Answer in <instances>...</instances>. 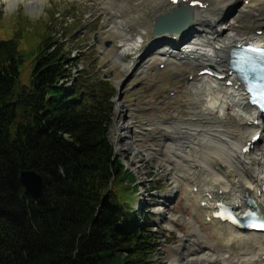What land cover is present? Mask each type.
Here are the masks:
<instances>
[{"label": "trees", "instance_id": "16d2710c", "mask_svg": "<svg viewBox=\"0 0 264 264\" xmlns=\"http://www.w3.org/2000/svg\"><path fill=\"white\" fill-rule=\"evenodd\" d=\"M18 38L0 41V264H152V227L115 189L132 177L139 190L108 135L114 84L83 71L64 85L71 52L52 32L22 84ZM25 169L43 177L41 198Z\"/></svg>", "mask_w": 264, "mask_h": 264}, {"label": "bare ground", "instance_id": "6f19581e", "mask_svg": "<svg viewBox=\"0 0 264 264\" xmlns=\"http://www.w3.org/2000/svg\"><path fill=\"white\" fill-rule=\"evenodd\" d=\"M20 1L24 0H6L8 7ZM118 1L124 7L115 8L113 0H102L106 5L104 10L110 8L109 14L115 18L111 29L122 48L112 53V59L128 74L145 72L154 65L160 71L168 69L175 78L185 80L184 88L172 86L163 97L164 103H170L171 107L157 109L155 104L160 106L161 102L150 98L139 105L142 112L168 121L166 126L170 128L153 129L166 139L160 149L149 146L150 159L152 150L168 158L166 173L173 184L155 212L163 217V224L177 229L179 222H171L175 215L170 210L169 200L184 189L187 205L199 219L191 220L193 228L172 248L175 256L170 264H255L261 261L264 233L241 231L217 218L216 213L221 207L218 202L243 213L248 206L246 196L254 201L255 209L264 208V122L248 104V97L235 76L226 70L228 50L237 43H264V0H200L203 5L192 8L189 38L182 40L185 35L179 33H174L176 39L166 33L157 34L159 42L149 52L144 51V43L151 39L148 33L154 21L179 6H189L194 0H178L176 4L172 0H132L137 11L131 13L138 22L132 17L122 19L121 13L130 3ZM27 2V8L35 12L40 10L44 0ZM141 8L148 9L153 20L145 17ZM229 9H234L231 17L227 15ZM139 14L144 15V24L139 23ZM128 21L135 27L128 25ZM258 30H262L261 34ZM207 65L214 66L224 77L201 74ZM185 91L192 102L183 107ZM118 109V122L125 123L123 132L117 129L118 151L138 152L140 146L134 136L137 121L128 113L130 108L125 101L119 102ZM149 121L142 124L153 125ZM258 133L261 138L255 147L262 143L261 153L256 154L255 147L245 152L247 142ZM203 227L214 230L216 241L208 238Z\"/></svg>", "mask_w": 264, "mask_h": 264}, {"label": "rangeland", "instance_id": "374dc122", "mask_svg": "<svg viewBox=\"0 0 264 264\" xmlns=\"http://www.w3.org/2000/svg\"><path fill=\"white\" fill-rule=\"evenodd\" d=\"M27 1H20L17 5L8 7L6 0H0V41L18 36L19 47L25 53V59L21 67L20 83H30L39 43L45 34L52 32L59 43L65 45L64 47L71 52L70 62L77 68H84L94 78V81L104 75L110 79L112 84L118 86L122 79H127L123 97L130 108L128 113L137 121L136 125H142L145 120L153 122L151 126L143 125L145 129L152 128L147 129V138L134 134L135 138L141 140L138 141L141 150L138 152H123L124 157L121 154L129 167L136 172L137 182L142 184L141 188L139 185V193L135 194L136 187L132 177L125 179L123 188L119 184L115 189L121 192L123 201L128 203L132 201L131 204L136 207H139L146 199L147 203L143 207L140 215L142 220L139 224L147 220L152 227L155 248H157L152 264H170L175 256L172 248L179 245L184 234H187L193 228L191 220L199 221V219L188 207L184 189L179 190L169 200L170 210L175 215L171 218V222L173 224L179 222L176 225L177 229L171 228L165 223L163 224V217L155 212L158 209V203L163 201V196L167 195L173 184L166 173L168 158L159 156L157 152V155L152 152L153 158L150 159L149 146L160 149L164 144L163 139H166V137H160L161 133H154L153 129L166 127L170 130V128L166 126L168 121L142 112L139 105L144 104L150 98L158 99L161 102L160 106L155 104L157 109L158 107L159 109L165 108V106L171 107L170 103H164L163 97L170 92L172 86L184 88V78H175L171 75L170 70L162 69L160 71L154 65L149 66L142 73H126V70L112 59V53L121 51L122 48H120L116 34L111 29L115 18L109 14L112 12L110 8L104 10L106 5L102 0H44L40 10L35 12H31L27 8ZM128 1L130 3L129 8L125 7V12L121 13L122 19L130 17L135 19L136 17H133L134 14L131 11L136 12V7L133 6L132 0ZM112 5L115 8L124 7V4L118 0H113ZM148 9L150 10L149 6ZM148 9L141 8L140 11L144 13L145 17L153 20ZM233 12L234 9H229L227 15L231 17L230 15ZM144 15H138L139 23H145ZM128 25L135 27L134 23L129 21ZM249 26L251 27V25ZM142 34L146 36L144 32ZM148 37L151 39L148 41L149 43H144V51L148 50L149 52L154 50L157 44V36L152 33V28L149 30ZM106 42L110 44L106 45ZM67 85L70 84L67 83ZM191 102L192 100L189 101L185 91L181 105L184 107ZM156 110H152V112H156ZM186 115H188L187 111ZM113 136L114 140L115 130ZM260 148H262V143L258 145L255 151L256 154L261 153ZM203 228L208 238H211V241H216L214 230L207 227Z\"/></svg>", "mask_w": 264, "mask_h": 264}, {"label": "water", "instance_id": "95a60500", "mask_svg": "<svg viewBox=\"0 0 264 264\" xmlns=\"http://www.w3.org/2000/svg\"><path fill=\"white\" fill-rule=\"evenodd\" d=\"M186 12H189L190 9L186 7ZM189 24V23H188ZM154 34L159 32V28L164 27L165 21L164 19H157L155 20L154 24ZM165 31V30H164ZM169 32L172 33L170 30ZM127 84V79H122V83L118 86L117 89V98L115 99V102L118 103V100L122 99L123 96V89L125 85ZM117 118H118V112L117 110L115 111V116H114V125L117 126ZM118 127V126H117ZM111 136V133H110ZM118 154V148L115 146V155ZM19 180L24 186L25 190L27 193L32 194L34 197H42L43 196V191H44V180L43 177L36 172L35 170L32 169H25L22 170L19 174Z\"/></svg>", "mask_w": 264, "mask_h": 264}, {"label": "snow or ice", "instance_id": "6c2138e0", "mask_svg": "<svg viewBox=\"0 0 264 264\" xmlns=\"http://www.w3.org/2000/svg\"><path fill=\"white\" fill-rule=\"evenodd\" d=\"M254 51H258V50H254Z\"/></svg>", "mask_w": 264, "mask_h": 264}]
</instances>
